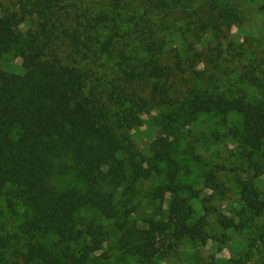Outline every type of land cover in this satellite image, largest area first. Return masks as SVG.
<instances>
[{
  "label": "trees",
  "instance_id": "obj_1",
  "mask_svg": "<svg viewBox=\"0 0 264 264\" xmlns=\"http://www.w3.org/2000/svg\"><path fill=\"white\" fill-rule=\"evenodd\" d=\"M27 1L34 8L38 27L29 34L32 42L20 54L27 72L18 75L0 67V198L6 193L16 195L29 208L30 217L20 227V233L28 240L24 262L88 264L97 257L105 258V228L96 224L79 227L77 215L92 208L111 218L117 193L125 185L133 191L130 175L134 181L148 178L159 171L161 163L169 165L173 196L167 218H150L145 229L124 231L121 226L120 249L138 257L139 264H155L176 253L186 241L209 240L206 217L194 222V211L189 205L191 199L200 198L202 191L177 183V163L168 141L161 140L148 159L127 132L140 124L142 112L149 105L175 106L168 83L175 70H184L182 62L179 60L174 68L162 64L164 43L152 31L141 40L147 55L142 64L136 65L130 55L120 51L118 68L122 76L121 84H114L111 93L113 110L95 88H90L94 75L82 67L83 61L110 53L121 37L115 32L100 38V30L110 22L109 15L94 16L89 10L79 13L71 0ZM112 1L113 12L119 13L121 1ZM151 6L153 11L165 10L170 3L151 0ZM27 15L24 10L6 11L4 0H0V63L5 54L26 39L21 26ZM242 21V13L235 8H222L214 1L208 5L201 27L216 35L212 65L224 56L243 57L233 43L227 50L222 48L225 34ZM67 43L72 48L68 64L61 56ZM192 51L195 68L202 54L196 46ZM241 78L260 91L263 100L229 99L195 89L186 98L185 110L190 116L219 114L224 120L233 113L242 116L246 149L240 162L246 169L242 173L238 167L233 168L236 185L243 206L255 217L264 218V194L257 187L264 170L256 157L264 146V69L244 67ZM145 85H150L148 100L135 93L136 86ZM14 130L20 132L17 140ZM205 188L221 197L230 193V187L217 172L206 175ZM218 223L225 230L239 228L225 216H219ZM7 245V241L0 240L2 251ZM252 261L248 254L246 259L230 264H264V253L259 261Z\"/></svg>",
  "mask_w": 264,
  "mask_h": 264
},
{
  "label": "rangeland",
  "instance_id": "obj_2",
  "mask_svg": "<svg viewBox=\"0 0 264 264\" xmlns=\"http://www.w3.org/2000/svg\"><path fill=\"white\" fill-rule=\"evenodd\" d=\"M119 13L113 12L112 0H71L77 5L79 13L89 10L96 16L106 13L110 22L100 30V38H106L119 32L115 47L106 55L83 61L82 67L91 70L95 88L103 102L112 107L111 93L114 84H121L122 76L118 68V54L126 52L136 65L147 60L142 50L141 40L148 38L150 31L156 39L164 43L161 62L173 67L180 60L182 71L175 74L168 83L175 106L151 104L142 112L140 124L129 132L142 154L150 159L154 149L159 148L161 140H167L173 159L177 163V183L191 186L202 191L199 199H191L196 222L206 217L209 240L184 242L178 251L165 260L155 264H230L235 260L246 259L250 254L252 263L260 260L264 253V218L255 217L241 203L236 185L238 167L243 173L245 165L241 154L245 150L243 141V118L233 113L227 120L219 114H200L190 116L185 110L186 98L195 89L211 94H222L229 99L245 97L251 102L263 100V94L242 80L244 67L264 69V0H169L170 7L153 11L151 0H120ZM217 2L222 8L230 6L242 13L243 21L233 26L224 36L222 48L227 50L233 43L243 53V57L231 59L228 56L212 65L210 59L217 46L216 35L203 30L202 20L211 2ZM5 10L28 12L21 30L26 36L24 42L13 47L5 54L0 67L3 71L25 75L27 64L20 54L32 42L29 34L36 32L37 19L33 16L34 8L27 0H4ZM202 38V40L198 39ZM202 54L201 62L194 68V52ZM72 48H62L61 56L70 63ZM69 60V61H68ZM150 85L136 86L135 93L149 99ZM20 132L14 130L13 137L18 139ZM264 170V146L256 154ZM210 172H217L222 181L230 187L226 197L205 188V177ZM169 165L159 164V171L148 178L134 181L131 176L133 191L125 185L117 193L116 210L107 219L92 208L83 209L76 217L79 227L86 224L103 226L108 234L103 249L105 258L97 257L88 264H139L136 256L123 252L120 239L123 226L125 230L145 229L150 218L165 220L170 202L173 199L168 178ZM259 191L264 194V177L258 182ZM11 187L9 186L7 190ZM219 216H225L235 222L238 229H223ZM30 217V211L23 198L6 193L0 198V240L8 245L1 249L0 264H26L23 255L27 252L28 240L20 233L21 225ZM6 238H9L8 240Z\"/></svg>",
  "mask_w": 264,
  "mask_h": 264
}]
</instances>
